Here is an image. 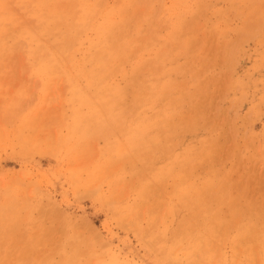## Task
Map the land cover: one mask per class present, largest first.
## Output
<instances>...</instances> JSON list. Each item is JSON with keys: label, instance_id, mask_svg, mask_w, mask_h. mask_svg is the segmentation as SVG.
Masks as SVG:
<instances>
[{"label": "rangeland", "instance_id": "obj_1", "mask_svg": "<svg viewBox=\"0 0 264 264\" xmlns=\"http://www.w3.org/2000/svg\"><path fill=\"white\" fill-rule=\"evenodd\" d=\"M0 264H264V0H0Z\"/></svg>", "mask_w": 264, "mask_h": 264}, {"label": "bare ground", "instance_id": "obj_2", "mask_svg": "<svg viewBox=\"0 0 264 264\" xmlns=\"http://www.w3.org/2000/svg\"><path fill=\"white\" fill-rule=\"evenodd\" d=\"M101 53L104 55L103 51H101L99 54L101 55ZM121 97H122V94H121Z\"/></svg>", "mask_w": 264, "mask_h": 264}]
</instances>
